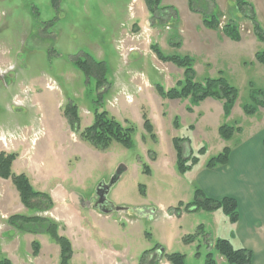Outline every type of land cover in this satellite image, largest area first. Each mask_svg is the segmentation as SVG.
I'll return each mask as SVG.
<instances>
[{
    "label": "rangeland",
    "instance_id": "1",
    "mask_svg": "<svg viewBox=\"0 0 264 264\" xmlns=\"http://www.w3.org/2000/svg\"><path fill=\"white\" fill-rule=\"evenodd\" d=\"M138 1L0 0V133H8L10 140L7 146L0 143V153L17 154L13 172L25 173L35 191L60 185L86 199L100 186L111 184L124 166L108 198L117 208L125 209L123 214L114 212L112 221L129 231L133 230L129 220L138 221V239L128 248L131 256L138 253V264L145 252L156 248L146 258L153 264L165 263L163 254L173 253L184 255L186 264H206L209 252L214 254L217 264H225L215 243L219 239L231 241L228 218L223 214L219 220L212 213L187 212L184 207V219L176 214L181 204L185 206L196 199L197 187L180 174L173 141L188 139L183 143L185 157L198 156L204 148L206 153L199 156L200 163H207L226 147L220 151L223 142L220 127L240 128L230 144L240 143L253 133L264 134V108L260 106L264 98V67L256 60V54L264 51V41L254 33L253 23L246 16H250L249 10L240 12L235 0H193L194 10L207 17L213 14L219 17V29L228 22L239 26L240 42L219 40L216 49L198 55L194 65L197 81L223 77L238 90L231 114L226 115L222 102L214 99L192 106V113L187 110L191 103L183 108L179 101L163 99L153 88L134 100L125 103L116 99L115 103L118 94L114 76L119 70L132 72V81L139 88L138 61L147 59L148 65L143 70L152 78L162 75L177 79L178 67L169 65L174 74L164 63H151L150 56L154 61L158 59L153 46L162 42L160 49L165 55H189L171 46L179 43L180 37L177 39L174 34L169 44L167 40L164 42L166 38L161 41V37H154L147 26L142 30L130 27L116 43L121 24L126 23L123 11L126 4L130 2L133 14ZM246 1L254 6L264 31V0ZM141 49L150 51L149 56L138 51ZM82 52L105 62L108 88L98 90L96 79L88 80L72 64L71 59ZM156 81L164 88L169 87L167 78L158 77ZM49 82L53 83L51 88L47 87ZM68 103L78 107L83 126L94 121L97 111H110L111 106V116L134 128V146L126 148L115 141L105 149H97L90 143L74 145L73 141L81 138L80 133L73 132L71 142L68 134L65 137V130L55 129L64 124L61 114ZM247 106L255 108V113L247 114ZM144 115L157 127L159 141L154 125L155 137L145 131ZM176 118L179 128L174 125ZM33 167H40L42 173L34 177L30 170ZM19 198V210L9 216H34V210L26 208ZM40 215L55 222L48 214ZM188 237L192 239L185 241Z\"/></svg>",
    "mask_w": 264,
    "mask_h": 264
},
{
    "label": "crops",
    "instance_id": "2",
    "mask_svg": "<svg viewBox=\"0 0 264 264\" xmlns=\"http://www.w3.org/2000/svg\"><path fill=\"white\" fill-rule=\"evenodd\" d=\"M161 7L169 9L161 10L154 17L150 13L145 0L137 2L133 14L130 12V2L127 3L123 10L125 11L126 23L121 24V31L115 39L116 43L118 44L119 39L124 36V33L130 27L133 26L135 30L140 27L142 30L144 26H147L152 29L154 37H157V39L161 37V41L163 38H166L164 42L166 40L168 43L173 41L172 36L174 34L177 39L181 38L179 43H171V46L174 45V48L178 47L179 51L193 57L195 59L194 65H196L198 55L202 54L203 56V54L213 52L218 46L219 40H231L221 29L206 27L204 24L205 15L199 10H193L189 0H161ZM165 18H167L166 22L163 21ZM159 33L162 34L160 35ZM156 43L158 44V41ZM164 45L166 46V44ZM160 46H163L162 42L157 47L160 49ZM139 52L147 55L150 53V51L143 49ZM150 58L153 65L158 63V61L164 63L159 59L152 60L151 56ZM98 59H101V57H98ZM147 63V59H144L143 62L138 61L139 88H136L135 82L132 81L134 73L128 72L127 74V72L122 70L116 73L114 76L115 84L113 81L111 82L112 85L114 84L115 91L118 94L115 96V100L119 99V102L120 99L122 102L127 101L126 95L123 93L131 95L134 100L135 96L142 95L149 88H153L159 94L157 86L160 84L156 81L158 77L163 80L168 79L169 87H165V90L173 88L184 77L183 69L174 68L179 74L177 75L173 72V68L170 70L169 65L172 63H164L165 67H168L169 71L176 75L177 79L172 80L168 76L162 75L152 78L143 70V66L148 65ZM195 71L197 79L198 72L196 69ZM176 101H179L183 108L190 104L189 99L174 100V102ZM113 102H110L112 107L114 106ZM112 109L110 106V111ZM61 115L64 119V124L55 129L65 130L64 135L67 138L69 135L71 142L73 141L71 139L73 132L80 133L93 123L81 125L83 119L79 114L80 129L76 131L71 128L64 112ZM154 127L159 141L157 127L155 125ZM192 129L195 131L194 126H192ZM233 138L234 136L230 140L223 139L220 145V151L225 146L230 148L229 161L225 166L210 169L207 167L209 161L200 163V160V164L198 163L183 176L192 180L197 190H201L211 199L221 200L230 197L238 202L239 219L236 223L229 221L231 242L234 247L245 248L251 252V264H264V134L256 136L253 133V135H250V137L240 143L234 144L233 142L230 144ZM82 143L88 144L82 138L73 141L74 145H81ZM19 147L20 145L18 149ZM17 161L18 156H16L12 164V171L16 167ZM30 170L34 177L42 173L40 167H33ZM28 179L30 180L29 177ZM39 180L41 181V179ZM30 183L31 185L33 184L31 180ZM12 185L14 186L11 180L0 178V260L8 258L13 264H60L61 248L49 234L21 232L9 223V218L11 217L9 215L14 210H19L18 203H20V195L17 190H13ZM39 185L44 186L42 183H39ZM40 192L46 193L51 197L54 207L48 211L40 212L34 210L29 212H32L34 216L48 214L58 224L59 234L67 237L72 244L73 255L70 264H138V253L133 257L128 251V248L134 246L136 239H138L137 228L140 227L138 226V221H133L132 223V220H129V225L133 228L130 231L124 225L122 226L117 224L116 221H112L114 212L105 214L92 202L96 192L91 195L90 199H86L73 190L64 189L60 185L44 187V191ZM107 200L110 203L107 209L112 210L113 207H116L114 203L110 202L108 197ZM181 210L183 212V207H181ZM209 213L215 215V218L219 220L223 215L220 211ZM180 216H182V219L185 218L183 213ZM35 244L39 246L37 253L34 251ZM161 251L163 252V250ZM220 257L221 261L226 264L224 257ZM164 261L165 263L163 264H170L167 259Z\"/></svg>",
    "mask_w": 264,
    "mask_h": 264
},
{
    "label": "trees",
    "instance_id": "3",
    "mask_svg": "<svg viewBox=\"0 0 264 264\" xmlns=\"http://www.w3.org/2000/svg\"><path fill=\"white\" fill-rule=\"evenodd\" d=\"M189 1L193 9V0ZM145 2L150 13L154 17H156L161 10L169 9L161 7V0H145ZM235 2L239 11L243 12V14L244 9L249 10L250 16H248V14L246 15V13L245 15L249 17L250 21L253 23L254 33L258 39L264 41V31L257 20L254 6L246 0H235ZM204 24L210 29H219V17L215 14L211 17L205 16ZM222 31L232 41L240 42L242 40L239 26L234 22L226 23ZM153 51L162 62L172 63L178 68L184 70V77L177 83L176 87L165 90L164 87L160 85L157 86V91L162 98L169 100L189 99L191 103L190 107L187 108L189 112H192V106L207 99H214L223 103L226 115L231 114L238 98V90L230 85L226 79L223 77L209 78L204 82H199L196 80V71L194 68L195 59L193 57L176 54L165 55L157 46H153ZM256 60L264 67V51L256 54ZM71 62L87 77L88 80L92 78L96 79L98 90H103L110 86V82L107 78L108 70L105 62L99 61L87 53H82V55L72 58ZM260 106L264 108V98L261 101ZM255 111L256 109L253 107L247 106L245 108V112L249 115L255 113ZM64 114L68 119L71 128L79 131L80 117L78 107L73 103H68L65 106ZM144 119L145 131L152 137H155L152 123L145 115ZM174 125L176 128H179L177 118L175 119ZM239 131L240 128L236 129L228 125H224L219 129L220 135L224 140H230L234 134ZM133 133V127H126L123 123L116 120L115 117L111 116L108 111H97L93 123L80 132L81 138L97 149H105L114 141L121 143L126 148H132L134 146L132 139ZM187 141V138H175L173 141L177 153L178 170L182 175L191 171L200 162L199 156L206 153V150L202 148L198 152V156L191 155L185 157L183 143ZM229 157L230 148L225 147L219 155L209 160L207 167L213 169L219 166H225L229 161ZM15 159L16 155L14 154H7L5 152L0 153V178L12 181L26 208L43 211L52 209L53 201L48 194L35 191L25 174H15L12 171V164ZM181 207H184V211L187 212L199 210L206 212L220 211L231 223H236L239 219L238 202L234 198L226 197L221 200H214L207 197L201 190L196 191V199L193 202L185 206L181 204L180 207L175 210L176 213H182ZM9 223L21 232L49 234L61 248L60 264H70L73 255L72 244L67 237L59 234V227L56 222L41 216L13 215L9 218ZM191 239L192 237H188L185 241H190ZM38 249V244H35V253L38 252ZM215 249L229 264H251V252L245 248L234 247L229 240L219 239L215 243ZM156 250L157 248L145 252L141 258L140 264H153L154 261H149V259L146 258ZM163 256L166 257L170 264H186L185 256L180 253L163 254ZM0 264L13 263L8 258H3L0 260ZM206 264H217L212 252L207 254Z\"/></svg>",
    "mask_w": 264,
    "mask_h": 264
},
{
    "label": "water",
    "instance_id": "4",
    "mask_svg": "<svg viewBox=\"0 0 264 264\" xmlns=\"http://www.w3.org/2000/svg\"><path fill=\"white\" fill-rule=\"evenodd\" d=\"M125 169L124 166H121L120 169L117 172V175L115 177V179H112L111 184L109 185H102L99 187V189L96 191L95 197L92 200V202L94 203V205L96 207H98L100 209V211H102L103 213H113L116 211H120V212H124L125 209H123L122 207H113L112 210L107 209V206L110 204L107 200V197L109 195L110 190L112 189V187L115 185L116 181H117V177H119L123 170ZM76 198V197H75ZM96 198H98V200H95ZM129 209H126V211H128Z\"/></svg>",
    "mask_w": 264,
    "mask_h": 264
},
{
    "label": "built area",
    "instance_id": "5",
    "mask_svg": "<svg viewBox=\"0 0 264 264\" xmlns=\"http://www.w3.org/2000/svg\"><path fill=\"white\" fill-rule=\"evenodd\" d=\"M140 39V37H138V40ZM135 50V49H134ZM133 49L131 50V51H134ZM138 51H140V50H138ZM51 84L53 85V83H50L49 82V84L47 85V87L48 88H51L52 86H51ZM124 95H126V99H127V101H130V100H132V96L131 95H128L127 93H123ZM115 103H116V100H115ZM8 133H5V132H1L0 133V143H2V144H6V146H7V144H8V142L10 141L9 139H8ZM167 215V214H166Z\"/></svg>",
    "mask_w": 264,
    "mask_h": 264
},
{
    "label": "flooded vegetation",
    "instance_id": "6",
    "mask_svg": "<svg viewBox=\"0 0 264 264\" xmlns=\"http://www.w3.org/2000/svg\"><path fill=\"white\" fill-rule=\"evenodd\" d=\"M95 200H98V198H96ZM121 214H123V212Z\"/></svg>",
    "mask_w": 264,
    "mask_h": 264
}]
</instances>
